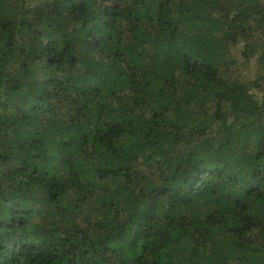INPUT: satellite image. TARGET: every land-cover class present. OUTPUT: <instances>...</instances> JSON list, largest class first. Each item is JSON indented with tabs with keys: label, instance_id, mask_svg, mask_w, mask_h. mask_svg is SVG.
I'll use <instances>...</instances> for the list:
<instances>
[{
	"label": "trees",
	"instance_id": "1",
	"mask_svg": "<svg viewBox=\"0 0 264 264\" xmlns=\"http://www.w3.org/2000/svg\"><path fill=\"white\" fill-rule=\"evenodd\" d=\"M0 264H264V0H0Z\"/></svg>",
	"mask_w": 264,
	"mask_h": 264
},
{
	"label": "rangeland",
	"instance_id": "2",
	"mask_svg": "<svg viewBox=\"0 0 264 264\" xmlns=\"http://www.w3.org/2000/svg\"><path fill=\"white\" fill-rule=\"evenodd\" d=\"M241 60H237L232 65H226L228 68L227 77H241L242 80H252L254 78L255 63L254 61L248 66L242 65Z\"/></svg>",
	"mask_w": 264,
	"mask_h": 264
}]
</instances>
